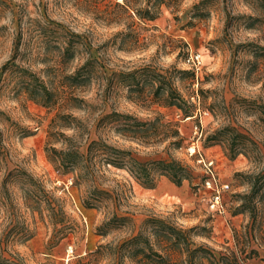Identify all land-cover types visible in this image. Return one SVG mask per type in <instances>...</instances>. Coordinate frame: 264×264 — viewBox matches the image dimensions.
<instances>
[{"label": "rangeland", "instance_id": "obj_1", "mask_svg": "<svg viewBox=\"0 0 264 264\" xmlns=\"http://www.w3.org/2000/svg\"><path fill=\"white\" fill-rule=\"evenodd\" d=\"M115 2L0 0V264H138L123 242L143 232L160 249L150 217L191 229L194 242L213 249L218 264H264V57L251 44L264 45V16L250 0H150L160 13L149 20L129 18ZM72 31L83 38L68 58L63 52ZM87 46L95 51L96 68L75 89L66 76L85 63ZM196 54L194 65L189 59ZM144 64L164 73L195 71L193 80L173 74L174 86L197 106L194 116L152 103L146 72L142 97L131 91L132 79L113 74ZM111 112L143 121L161 115L177 123L182 145H172L174 138L128 136L103 119ZM226 124L253 141L246 153L232 158L222 143L207 142ZM60 132L74 137L88 158L69 172L59 170L47 151L66 147ZM93 139L142 161L176 158L192 173L181 185L156 175L147 186L127 168L89 156ZM197 149L230 184L222 214L209 209ZM15 168L46 190L42 210L28 207L22 177L9 175L5 183ZM50 206L64 215L55 216ZM114 215L126 219L103 227ZM199 260L195 264H209Z\"/></svg>", "mask_w": 264, "mask_h": 264}, {"label": "trees", "instance_id": "obj_2", "mask_svg": "<svg viewBox=\"0 0 264 264\" xmlns=\"http://www.w3.org/2000/svg\"><path fill=\"white\" fill-rule=\"evenodd\" d=\"M254 8L261 12L264 16V0H250ZM149 2V3H148ZM115 6L121 8L129 18L139 17L140 19L154 20L160 13L159 6L150 4V0H146V4L142 5L140 0H119L114 3ZM112 15V14H108ZM112 22H118L116 16H109ZM112 17V18H111ZM249 19H258L253 15L248 16ZM252 25V24H250ZM82 34L72 31L70 37L65 40L64 55H68V58L74 56L76 53V47L82 39ZM77 39V40H75ZM78 41V42H76ZM257 47L255 54L260 57H264V45H257L251 43ZM88 47V46H87ZM88 57L83 65H81L74 73L67 75L69 83L73 88L79 87L84 81L92 78L96 63L97 56L95 51L91 47H88ZM150 75L151 79L147 82L150 87V94L152 95L150 101L157 103L165 107H176L179 113L184 117H192L195 115L197 106L188 98H186L177 88L174 86L173 74L179 72L184 77L193 80L196 76L193 69H178L174 68V71L167 69L166 72H160L157 66L152 64H144L143 66L129 72H114L119 77H125L126 79H132L130 83L131 91L137 93L136 97H142L141 89V75ZM44 88V97L48 99L50 97L49 91ZM32 91V90H31ZM201 93L203 90L201 89ZM74 99H78L73 96ZM209 109V108H208ZM0 113H2L0 111ZM73 119L75 117L72 116ZM103 119H109L110 122H115L116 127L122 133L135 137V138H174L171 141L172 145L181 146L182 136L178 128L177 123L172 121L164 122L161 115H157L154 119L149 121H143L130 114H122L119 112H111L104 115ZM72 123H68L65 126H71ZM80 127V124H77ZM76 127V126H75ZM63 136V142L66 147L58 149L54 146L48 148L49 159L55 164L59 170L63 172H69L76 168H79L83 163L88 160L87 156L80 152L79 145L74 137L66 135L60 132ZM54 136V134H53ZM208 143L220 142L225 146L227 153L232 157H236L240 153H246L248 151V145L251 139L243 132L237 131L236 127L230 124H226L221 128L209 133L206 137ZM254 145L256 143L254 142ZM1 151V148H0ZM98 154L104 159V162L120 168H127L128 171L141 183L147 186H153L155 183L156 175L166 176L176 185H181L186 179H189V175L192 170L189 165L185 164L181 160L176 158L170 159H151L142 161L135 157L131 151L117 148L111 144H108L102 139H93L90 141L87 149V154ZM18 175L23 179V192L25 201L32 210H42V206L49 200H47V192L43 186L25 169L15 168L9 170L5 183L9 175ZM264 176V174H263ZM52 213L56 216L57 213L64 215L63 211L55 212V208L50 206ZM126 217H119L114 215L109 219L103 227H106L114 220H125ZM153 223V235L159 241L161 245L160 249H156L154 244L148 235L143 232L134 234L123 242L128 248V255L136 261L138 264H195L200 261L199 259H207L209 264H218L215 260L214 250L204 244L197 245L192 236L191 229H185L173 224H170L163 218L150 217L147 222ZM104 230L103 233H105ZM142 243L137 246V243ZM184 253L187 257H184Z\"/></svg>", "mask_w": 264, "mask_h": 264}, {"label": "built area", "instance_id": "obj_3", "mask_svg": "<svg viewBox=\"0 0 264 264\" xmlns=\"http://www.w3.org/2000/svg\"><path fill=\"white\" fill-rule=\"evenodd\" d=\"M192 63L197 65L200 62V54L191 55ZM199 157L197 158L198 163L204 170L203 187L209 191L208 203L209 209L214 213L222 214L225 212V192L230 188L229 183L222 182L214 164L213 159H207L200 151L197 149ZM193 152H196L195 147Z\"/></svg>", "mask_w": 264, "mask_h": 264}]
</instances>
